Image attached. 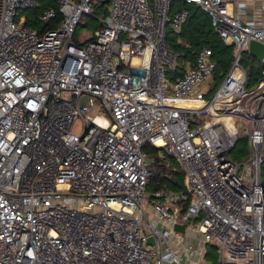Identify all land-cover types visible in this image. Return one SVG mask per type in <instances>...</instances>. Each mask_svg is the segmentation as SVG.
<instances>
[{"label": "built area", "instance_id": "built-area-1", "mask_svg": "<svg viewBox=\"0 0 264 264\" xmlns=\"http://www.w3.org/2000/svg\"><path fill=\"white\" fill-rule=\"evenodd\" d=\"M92 1L29 18L34 0H0V264H199L210 242L217 264H264V69L251 86L241 63L264 24L226 0H182L232 46L217 86L207 46L175 73L184 53L166 28L188 17L175 0H101V27L75 41ZM147 144L179 163L182 192L147 194Z\"/></svg>", "mask_w": 264, "mask_h": 264}, {"label": "rangeland", "instance_id": "rangeland-1", "mask_svg": "<svg viewBox=\"0 0 264 264\" xmlns=\"http://www.w3.org/2000/svg\"><path fill=\"white\" fill-rule=\"evenodd\" d=\"M34 1L36 3L37 7L29 8V9L22 11V13L27 15L29 18L37 17L38 15L42 14L46 9L57 8V6H58L57 0H34ZM100 1L101 0H93L92 3L90 4L91 15H83L81 17L80 22L76 28L75 41L83 40V39L87 38L88 36L92 35L96 30H98L101 27L100 19L106 14V3L100 4L99 3ZM184 6L187 10L192 7L191 4H184L182 0H175L173 2V8H175V9H178L181 7L183 8ZM189 11L190 10H188V12ZM37 25H39V24H33L31 22V26L37 27ZM178 37L180 38V36L176 32H174V30H172L170 28V26H168L166 28V43H167V45L170 47L171 46L172 47L178 46L175 51L180 52V53H184V56L178 57V60H177L178 66H177V70L175 72L176 74H180V71L182 70V68H184L186 66V62L188 60L193 62L195 59V57L193 55H191L189 52H187L186 48H184L183 46H180V44L178 43ZM202 37L208 39L209 41H213V40L218 39L222 44H224L222 42V40L218 37V35L214 32L211 25L207 29V33L205 35H202ZM200 41H201V39H200ZM202 45H203V43L201 42L196 47L197 49L194 51H198L201 47H203ZM186 47H188V46L186 45ZM231 53L232 52L230 50V54ZM222 57L225 58L226 57L225 54ZM213 59L215 60V62L217 64L216 70H215V75H216L215 76V82L217 83V86H218V84L222 81V77L221 78L217 77V74L218 73H225L226 70L228 69L229 63L218 65L216 58L213 57ZM241 63L244 67H246V69L251 70L250 85L254 86L257 83V81L261 75V71H262L261 64L257 60L254 61L253 57L250 56L247 51H244L243 53H241ZM168 77L170 78L169 75H168ZM171 80H172V78H171ZM215 89H216V87L210 92L208 97H211L213 95ZM99 110H101V109L98 107V105H96L95 108H92L88 113L90 116H93L97 112H100ZM190 118H192V117H190ZM73 130L76 132H80L81 126H80V123L78 121L75 122V124L73 125ZM247 144L248 143H247L246 139L239 140L236 147L231 152L232 158H234L235 160H238V161L245 159L246 154H247V150H248ZM149 145L150 144H148V146H146L144 148V150H145L148 162L151 163L153 154L149 148ZM159 154L160 155L163 154V157H162V159L158 165H162L167 169L170 168L171 170L181 169V166L179 165V163L176 161V159L174 157L168 155L166 152H162ZM153 167L155 170H159V171L163 172V168H158L157 166H153ZM260 175H261V182L264 185V162L261 163V166H260ZM173 178L175 181V186H174V190H172V191H176V192L181 191L182 192L183 176L176 174V175H174ZM162 188H164L165 190H169V188H166V187H162ZM155 190L156 189L154 188V185L150 184L147 186V194L150 195ZM204 252H205V256L200 259L199 264H217L218 254H217L216 247L212 242L206 244V246L204 247Z\"/></svg>", "mask_w": 264, "mask_h": 264}, {"label": "trees", "instance_id": "trees-1", "mask_svg": "<svg viewBox=\"0 0 264 264\" xmlns=\"http://www.w3.org/2000/svg\"><path fill=\"white\" fill-rule=\"evenodd\" d=\"M184 4H191L192 7L188 10H190L188 12V17L185 21V23L182 26V29L177 32V34L180 36L182 43H179L180 46H183L184 48L187 49V52H189L191 55L194 56V54L192 52H196L194 50H196L197 46L202 42L203 45L202 46H207L210 47L213 51V56L214 58H216L218 65H222L225 63H229L230 59H231V54H230V50L232 52V46H228L225 44H222L218 39L213 40V41H209L208 39L202 37V35H205L207 33V29L210 26V20L209 17L207 16V14L205 12H203L198 6H196L194 3H185ZM185 7V6H184ZM189 8V7H188ZM175 8H173L172 5V11H174ZM179 9V8H178ZM33 24H37L36 20H32ZM39 26V25H37ZM201 39V41H200ZM186 45L189 47H186ZM172 47V46H171ZM178 46H174L172 47L174 50H176ZM225 54V58H223L222 56ZM253 60L255 61L256 59L253 58ZM262 66V69H264V66ZM248 75L250 77V73L251 70L248 69ZM148 146L145 145L143 147L144 148ZM149 148L153 154L152 156V162H149V168L152 170V177L150 179L149 185L152 184L154 185V188L157 190L159 188L162 187H166L169 188V190H174V186H175V181H174V175L178 174L183 176V172L181 169H175V170H171L170 168H165L162 165H158L159 162L161 161L163 154H159L160 153V149L149 145ZM145 151V150H144ZM169 155V154H168ZM171 156V155H170ZM153 166H157L158 168H163V172L159 171V170H155ZM181 170V171H180ZM176 192V191H174ZM181 192V191H179ZM186 194V199L184 201L181 202V207L184 209L189 200H190V196L187 192H185Z\"/></svg>", "mask_w": 264, "mask_h": 264}, {"label": "crops", "instance_id": "crops-1", "mask_svg": "<svg viewBox=\"0 0 264 264\" xmlns=\"http://www.w3.org/2000/svg\"><path fill=\"white\" fill-rule=\"evenodd\" d=\"M235 7H242L245 14L255 19L259 24H264V0H226ZM176 10V9H174Z\"/></svg>", "mask_w": 264, "mask_h": 264}, {"label": "water", "instance_id": "water-1", "mask_svg": "<svg viewBox=\"0 0 264 264\" xmlns=\"http://www.w3.org/2000/svg\"><path fill=\"white\" fill-rule=\"evenodd\" d=\"M247 52L250 56L255 58L261 65L264 64V44L255 40H251L248 43ZM176 229H182L181 226L176 225ZM148 243H153V237L147 238Z\"/></svg>", "mask_w": 264, "mask_h": 264}]
</instances>
